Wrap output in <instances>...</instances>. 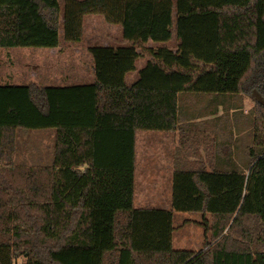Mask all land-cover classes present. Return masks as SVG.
I'll return each instance as SVG.
<instances>
[{
  "label": "trees",
  "instance_id": "obj_1",
  "mask_svg": "<svg viewBox=\"0 0 264 264\" xmlns=\"http://www.w3.org/2000/svg\"><path fill=\"white\" fill-rule=\"evenodd\" d=\"M89 14L122 31L89 47L92 82L0 83V264H264V0H0V48L80 42ZM234 94L255 99L242 161L238 110L211 104ZM232 109L211 170L178 166L172 209L135 207L137 132ZM32 129L55 130L49 163H18ZM174 211L203 214L201 250L174 248Z\"/></svg>",
  "mask_w": 264,
  "mask_h": 264
},
{
  "label": "rangeland",
  "instance_id": "obj_2",
  "mask_svg": "<svg viewBox=\"0 0 264 264\" xmlns=\"http://www.w3.org/2000/svg\"><path fill=\"white\" fill-rule=\"evenodd\" d=\"M64 1L60 0L61 4ZM173 30L174 36L166 45L175 50L178 43L175 26ZM60 31L63 37L62 29ZM83 31V38L80 42H70L62 38L60 45L54 49L33 47L0 48V83L36 82L39 85H69L68 83H77L81 81V78L91 76L93 57L89 47L98 44L116 45L121 39L122 31L119 25L108 23L104 16L100 14L85 15ZM149 44L153 45L154 43L150 42ZM146 61L147 59L143 57L137 60L136 69L127 75L128 83H132L137 79L139 71ZM67 75L69 78L65 79ZM234 95L217 97L219 101L211 102L212 107L223 108L224 110V108L231 105L235 110H238V115L242 114L241 109H238L237 105H247L248 101L246 102L247 99L245 100V98L248 95ZM211 97L213 95L208 98ZM241 97H243V100ZM231 115L233 113L230 112L227 117L230 119ZM233 131L234 135H236L235 127H233ZM147 133L156 134L158 132L150 130L137 132L136 159L137 155L143 154L146 143L151 140ZM44 134L41 135L39 132L31 131H23L21 133L19 137L21 149L17 157L18 163L43 165L50 162L38 160L39 148L31 143L32 140L38 139V136L43 139H49ZM139 174L140 171L136 160L135 207H167L172 209V188H142L143 176ZM158 193L161 196V200L164 199L163 202H158L155 199ZM174 213V225L176 227L173 235L174 248L199 251L205 241L204 228L192 221H203V214L177 211H174Z\"/></svg>",
  "mask_w": 264,
  "mask_h": 264
},
{
  "label": "crops",
  "instance_id": "obj_3",
  "mask_svg": "<svg viewBox=\"0 0 264 264\" xmlns=\"http://www.w3.org/2000/svg\"><path fill=\"white\" fill-rule=\"evenodd\" d=\"M69 78L67 75L65 79ZM95 78L94 73V63L92 75L89 77L81 78L77 83H68L79 84L92 82ZM36 83V82H34ZM13 84H23V83H13ZM38 84V83H37ZM49 84V83H48ZM247 99V100H246ZM247 105H243L241 108V113L239 114L238 121H231L234 123L236 129V135H239L240 141L238 146H241L242 149H239L238 155H236L237 161H242L246 157V149L249 146L251 139L249 136V125L247 128L243 127L241 123L247 115L251 108L255 104V99L252 96H247L245 98ZM252 104V105H251ZM204 107L199 106L197 111H205ZM208 111V110H207ZM234 112V109L230 111ZM224 113L223 108L219 109L218 115ZM218 115L208 114L203 115L201 113L197 114L194 120L188 121L187 123L181 121L180 128L173 131H153L158 132L156 134L147 133L148 137L151 139L150 142L146 143L144 152L142 155H137V166L140 171V176H143V181L141 184L142 188H172L173 185V174L175 169L178 166L182 165H192L196 161H205L207 163L208 169L211 170V163L215 162L218 159V153L216 151V139L221 141L229 134V118L226 116V123L223 121L212 120L205 123L206 119H214ZM232 119V115L230 116ZM240 124L238 127L237 125ZM240 128V129H238ZM238 130V131H237ZM31 132H39L41 135L45 133L49 139H43L38 136V139L32 140V144L36 145L39 150V155L37 156L38 160H43L46 162L51 161L53 144L55 137V130L53 129H32ZM239 132V133H238ZM40 135V136H41ZM196 139V141H195ZM146 142V141H145ZM215 146V147H214ZM139 173V172H138ZM155 198L158 202H163L161 196L158 193ZM165 197V196H164ZM170 209L167 207H159ZM207 219H210V216H207ZM198 225H201L200 222H205V217L203 221H192ZM202 226V225H201ZM204 228V226H202ZM205 233V230H204ZM204 245V243H203ZM203 248V246H202ZM201 248V249H202ZM200 249V250H201Z\"/></svg>",
  "mask_w": 264,
  "mask_h": 264
}]
</instances>
